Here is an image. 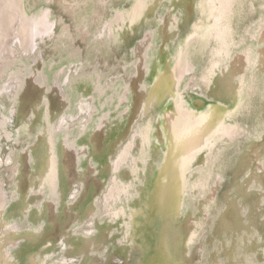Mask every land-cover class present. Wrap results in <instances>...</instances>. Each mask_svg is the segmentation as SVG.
<instances>
[{
    "label": "rangeland",
    "instance_id": "1",
    "mask_svg": "<svg viewBox=\"0 0 264 264\" xmlns=\"http://www.w3.org/2000/svg\"><path fill=\"white\" fill-rule=\"evenodd\" d=\"M19 1L41 30L30 47L20 23L0 30L9 262L146 261L162 237L151 197L176 150L185 189L163 234L170 264H264V0ZM180 58L191 71L176 99L198 118L218 109L234 140L207 136L195 151L172 123L167 139L175 99L150 91Z\"/></svg>",
    "mask_w": 264,
    "mask_h": 264
},
{
    "label": "bare ground",
    "instance_id": "2",
    "mask_svg": "<svg viewBox=\"0 0 264 264\" xmlns=\"http://www.w3.org/2000/svg\"><path fill=\"white\" fill-rule=\"evenodd\" d=\"M232 1L234 0H230V5ZM9 6H11L10 9H12L13 11L8 9ZM3 9H7V10H3ZM0 10H2V12L3 11L6 12L5 16H0L1 17L0 20H2V23H0V27H1L0 30L2 31V35L7 36V33L5 32L7 26L8 28L11 26L8 29L10 34L13 33L12 29L14 28L16 23H20L18 36L22 39V44L24 46L26 45L30 47L33 38L41 30V24L39 22L33 23L31 21V18L27 16L25 17V14L21 8V2L19 0H0ZM9 37L6 38L9 40ZM7 39L5 41L4 38L3 39L4 42H0L1 44L0 47L2 46L0 50L3 52L7 50ZM184 62L185 61H183L180 58L175 66H170L168 68V71H166L165 73V77H162L158 82L160 86L155 85L153 89L150 91V96L153 95V98L156 101V103L157 102L160 103L164 98L167 97H172L173 100L175 99L174 107L172 108V110L169 111V113L165 114L166 118L164 122L165 124L164 128L166 127L165 131L169 135L167 139L169 140L170 135L172 133V126L177 124L179 126H182L181 129L184 127V132L180 133L181 140L185 139L189 143H191L190 140H192L195 142L196 147L201 146L204 142L206 143L205 139L207 138V136L215 139V136L217 138L218 135L223 134V136L227 135L228 138L234 140L237 127H233L229 124H226L224 122V119L220 121L219 118L220 116H218L219 115L218 109L214 110L213 108H211L210 109L211 113L207 112L206 115L205 114L203 115V118L202 117L198 118L197 116L199 115L198 113L195 114L192 111H188L184 107V104L182 103V99H180L179 96L176 99V96L179 95L177 94L179 87L176 88V85L180 86L182 79L181 77L182 71H184V73L191 71V65L185 64ZM148 98L149 97L145 95L142 103H144ZM181 118L184 121H181L182 123L181 122L178 123L177 121L180 120ZM180 149L183 150V148L180 147L177 150ZM197 149L198 147L195 149V151ZM193 153L190 155V158L193 155ZM180 156L181 154H179V151L175 150L173 152L171 158L165 164L163 172L158 178V183L155 185L154 192L151 197V203H150L151 213H150V218H148V220L153 221V219H158L160 221L161 223L160 230L162 233V237L158 236L156 240V245L153 249V253L148 256V259L146 261H140L139 264H170L167 255L168 251L166 245L163 243V234L165 232V229H167L165 226L168 223V221L171 224H173L174 222L176 216L175 211L176 209L179 208L180 198L183 190L185 189L183 185V188L178 190L174 184L175 180L178 177L177 174L180 172V167H181L179 163L181 159ZM184 167L186 169L187 167L186 163ZM208 175H209V170L202 169V172H200V176L198 177L197 180V184H199L198 185L199 190L200 188L201 190L204 189L206 183L208 182ZM124 191L125 189L120 190L119 193L122 194ZM3 204H4V200L2 198V192L0 190V218H1ZM6 238H7V230L5 229L4 225L1 223L0 220V264H12L9 262V259L7 257L6 246L8 245L7 241L9 240Z\"/></svg>",
    "mask_w": 264,
    "mask_h": 264
},
{
    "label": "flooded vegetation",
    "instance_id": "3",
    "mask_svg": "<svg viewBox=\"0 0 264 264\" xmlns=\"http://www.w3.org/2000/svg\"><path fill=\"white\" fill-rule=\"evenodd\" d=\"M49 163L48 164H46V166H47V169H48V172H47V175L49 174V171H51V168L53 169V167H52V159L50 160L49 159V161H48ZM2 198H3V195H2Z\"/></svg>",
    "mask_w": 264,
    "mask_h": 264
},
{
    "label": "water",
    "instance_id": "4",
    "mask_svg": "<svg viewBox=\"0 0 264 264\" xmlns=\"http://www.w3.org/2000/svg\"><path fill=\"white\" fill-rule=\"evenodd\" d=\"M157 180V179H156Z\"/></svg>",
    "mask_w": 264,
    "mask_h": 264
}]
</instances>
